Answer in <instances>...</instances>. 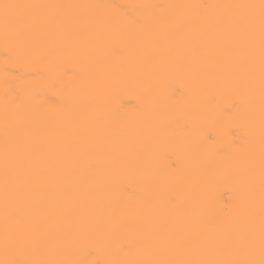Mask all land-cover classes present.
I'll list each match as a JSON object with an SVG mask.
<instances>
[{"label": "bare ground", "instance_id": "obj_1", "mask_svg": "<svg viewBox=\"0 0 264 264\" xmlns=\"http://www.w3.org/2000/svg\"><path fill=\"white\" fill-rule=\"evenodd\" d=\"M5 2L98 7L7 52L0 27V261L146 264L259 232V62L225 49L214 10L177 6L260 0ZM6 151L26 192L7 206Z\"/></svg>", "mask_w": 264, "mask_h": 264}, {"label": "snow or ice", "instance_id": "obj_2", "mask_svg": "<svg viewBox=\"0 0 264 264\" xmlns=\"http://www.w3.org/2000/svg\"><path fill=\"white\" fill-rule=\"evenodd\" d=\"M93 5H67V4H25V3H0V27H2L5 51L15 49L17 43L25 37L49 30L61 29L78 22L71 10L93 8ZM198 7L214 10L216 23L212 30L219 35L225 49L233 56L244 55L250 70H254L257 60L259 62V90L261 94V147H260V184H259V232L255 231L254 216L253 227L249 230L247 241L242 245H228L214 252L202 249L188 248L180 252L175 258L157 259L146 264H264V0L258 4H219ZM73 55L71 51L60 52L56 56ZM9 60L21 59L19 51L15 56L9 55ZM239 81L234 79H221L216 86L229 89L237 86ZM250 90H254L256 82L254 72L243 82ZM123 86L117 82L114 88ZM66 107L70 119L77 118L71 101ZM108 119H122L119 112L109 114ZM7 131V128L5 129ZM7 144V139L5 140ZM35 179H48L42 173H37ZM26 192L19 184L13 186L9 180V164L7 151L5 153V183L4 197L7 206L11 195H25ZM8 248V239L5 242ZM0 264H79L72 259H11L0 261Z\"/></svg>", "mask_w": 264, "mask_h": 264}]
</instances>
